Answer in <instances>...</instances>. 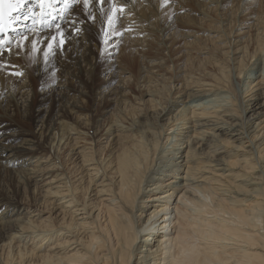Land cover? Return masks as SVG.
<instances>
[{
    "label": "bare ground",
    "instance_id": "bare-ground-1",
    "mask_svg": "<svg viewBox=\"0 0 264 264\" xmlns=\"http://www.w3.org/2000/svg\"><path fill=\"white\" fill-rule=\"evenodd\" d=\"M17 3L19 8L10 11L9 4ZM154 3L153 0H90L85 7L84 0H70V5L74 6L68 11L63 0H27L26 3L5 0L3 18L14 34L0 37V178L2 169L15 171L18 182L13 180V198L0 190V210L4 209L0 215V251L5 248L8 251L3 260L0 255V264H12L15 255L16 264H264V41L258 42L249 53L248 62L245 58L240 63L237 79L243 84V97L238 98L231 77L219 69L220 75L211 73L212 81H202L210 82L209 90L201 95L183 92L185 98L155 132L149 130L146 123L134 119L127 127L132 136L125 137L126 144L113 155L115 181L109 191L110 199L98 200L93 207L96 216L89 210L86 212L88 216L93 215L91 224L78 222L73 215L70 222L62 224V229L38 224L31 219L35 211L25 209L18 200L22 186L27 189L34 183V193L40 191L35 179L39 170L29 168L32 166L22 159L46 156L45 144L40 142L42 137L50 146L56 141V135L51 141L46 138V119L52 115V108L49 105L47 111L44 110L51 100L49 91L54 87L51 82L54 73L75 59L76 47L79 50L88 47L84 56L90 62L94 55L93 43L102 45L120 25L122 11L118 12V7L133 8L138 12L135 22L145 27L152 19L160 17L157 7L160 12L165 0H157L155 8ZM57 25L63 31L65 42L76 46L68 56L62 49L54 48L55 54H50L45 63L44 52L48 50L50 38L59 31ZM236 25L234 22L233 27ZM29 29L31 34L27 39L17 38L26 35ZM101 36L103 39L97 40ZM7 48H11V54L6 53ZM95 60L90 84L83 83L89 99L87 105L70 108L71 111L77 109V121L82 116L87 121L71 126L69 116L64 115L58 148L69 140L71 133L81 134L82 126L88 132L94 129L96 118L88 114L94 95L93 76L99 65L96 55ZM5 67L7 69H3ZM8 73L24 76L21 80L9 77L11 82L7 87L5 76ZM38 87L42 91L43 108L40 116L33 118ZM161 108L153 114L156 122L166 111ZM13 112L21 116L20 121L27 130L8 133L12 129L9 127L16 124L11 116ZM122 121H115L114 128L123 131ZM31 123L39 128L38 133L33 131ZM149 136L152 140H148ZM161 139L166 142L160 143ZM15 166L17 170L9 169ZM103 168L105 170L106 165ZM92 181L90 177L84 201ZM70 192L68 203L72 205L78 200L75 190L69 189ZM45 193L51 194L50 191ZM97 194L100 196L101 192ZM88 208L90 205L84 202L82 210ZM9 209L16 215H10ZM52 229L60 231V235L74 237L76 247L67 254L65 251L39 256L41 246L25 249L18 246L17 254H13L15 239L30 233L33 243L37 240L42 245L53 239Z\"/></svg>",
    "mask_w": 264,
    "mask_h": 264
},
{
    "label": "rangeland",
    "instance_id": "rangeland-1",
    "mask_svg": "<svg viewBox=\"0 0 264 264\" xmlns=\"http://www.w3.org/2000/svg\"><path fill=\"white\" fill-rule=\"evenodd\" d=\"M153 1H155L153 5L155 8L158 6L157 0ZM63 2L67 3L65 0ZM73 6L68 0L67 10L70 11ZM162 7L160 12H158L160 8L157 7L160 17L152 19L145 27L135 22L134 16L138 12L133 8L129 9L124 6L121 12L118 7V12H121V17L119 15L120 25L114 29L113 35L109 36L110 39L105 40L107 43L105 41L102 45L93 43L94 55L90 57V62L84 56L88 47H83L80 50L76 47L78 54H74L75 59L73 58L74 60L65 63V65L62 64L64 67L61 65V71L54 73L51 81L54 87L49 91L51 100L44 110L47 111L49 105L52 108V115L46 119V138L49 137L51 141L56 135V141L54 146H50V142L43 141L44 137H42L40 142L45 144L46 156L41 159L29 160L28 157L22 159L27 165L32 166H28L29 168L39 170L35 179L38 180L37 189L40 191L34 193L33 185L35 184L32 183L27 189L22 186L18 196V200L22 201L25 209L32 208V211H35L31 219L36 223H46L57 227V229H62L64 228L62 224L70 222L72 215L78 222L82 220L88 224L93 222V215L88 216L86 212L89 210V213L96 216L93 207L98 204V200L110 199L111 192L109 191L114 188L115 181L112 174L115 161L113 155L119 151L122 145L126 144L125 137L132 136V132H129L127 127L131 126L134 119L146 123L147 128L155 132L159 126L165 124L167 117L185 98L183 97L184 93L195 92L201 95L202 92L209 90L211 87H207V85H211L208 84L210 82L202 81H212L211 73L220 75L219 69L231 77L238 98L243 97V84L237 79L238 70L242 60L246 58L245 60L248 62L249 53L253 51L257 43L264 41V20L262 19V17L264 18V0H165ZM36 8L35 5L34 10ZM193 8L200 10L201 13L195 12ZM92 18L91 22L96 28L95 18ZM193 19L196 22L190 23ZM234 22L237 24L235 27H233ZM122 25L127 29H122ZM49 28L51 27L49 26ZM75 32L74 36L78 34ZM13 34L11 31L10 35ZM29 34H31L30 29L27 30L26 35H18L17 38L23 39L22 36L26 37ZM57 38L60 39L59 36ZM102 39L103 36L97 40ZM73 44L75 43H64L62 52L65 56L69 55V51L74 50L76 44ZM7 50L6 53H12L11 48H7ZM246 52L248 55H245ZM95 55L99 58V65L98 71L93 76L94 95L92 104H90L91 111L88 114L90 117L94 115L96 118L94 129L88 132L82 126L81 134L71 133L69 140L63 141L58 148L57 141L59 134L61 135L62 122L65 121L62 118L64 115L69 116L68 123L71 126L72 123L81 125L82 122L87 121L85 116L77 121L75 118L78 115L75 114L77 109L71 111L70 108L75 105H87L86 101L89 99L83 83L90 84L91 82L90 72L96 63ZM125 58L126 60H124ZM6 67L3 69L8 68ZM23 76L24 74L12 75V73H8L5 76L7 87L11 82L9 77L21 80ZM171 77H173L172 80ZM191 82H195V84H191ZM38 91L36 102L33 105V118L40 116L39 111L43 108L40 102L41 88ZM82 97H85L84 101H81ZM155 105L158 106L157 110ZM161 107L166 109L162 116H166L162 120V116H160L156 122L153 119V114L160 111ZM169 109L170 111H168ZM44 115L41 119L44 118ZM11 116L16 124L15 127H9L12 129L8 133L28 129L20 121L21 116L16 112L11 113ZM121 120H124L122 121L123 131L114 128V125H117L115 121L120 122ZM31 125L33 131L38 133L39 128L32 123ZM112 127L110 133L113 134L110 135L107 132ZM96 132L101 136L97 137ZM148 138V140H152L151 136ZM161 142L164 144L166 141L161 139ZM51 157L52 162L50 163ZM105 165L106 169L104 170ZM9 169L17 170L18 168L15 166L14 168L9 167ZM49 169L54 171L50 172ZM1 175L0 190L13 198V180L17 183L18 176L15 171L7 172L4 169H2ZM181 175L184 176V173ZM89 176L93 181L84 201L85 190L89 186ZM67 188L75 190L78 202L72 205L68 203L71 199V192L68 193L69 189ZM49 191L51 194L45 193ZM99 191L101 192L100 196L97 194ZM63 197L66 198L62 199ZM84 202L90 205V209L82 210ZM73 212L76 213L72 214ZM3 213L4 209L0 210V215ZM9 214L16 215L12 209H9ZM50 233L53 239L43 242L42 245H39L37 240L33 243L30 233H25L23 237L15 239L13 254H17L18 246L24 247V249L33 248V245L36 248L41 246V252H38L39 256L46 253L63 254L65 251L67 254L76 247L75 238L71 235H60L62 233L56 229L50 230ZM69 239L70 242H67ZM65 242L67 243L64 246ZM78 249L79 247L76 250ZM7 253L6 248L0 251L2 260ZM14 260L12 264L17 263V255Z\"/></svg>",
    "mask_w": 264,
    "mask_h": 264
},
{
    "label": "snow or ice",
    "instance_id": "snow-or-ice-1",
    "mask_svg": "<svg viewBox=\"0 0 264 264\" xmlns=\"http://www.w3.org/2000/svg\"><path fill=\"white\" fill-rule=\"evenodd\" d=\"M23 2H27V0H23ZM90 2V0H84V4H85V7H87L88 3ZM5 3V0H0V32H3V29H4V25H3V12H2V6L3 4ZM20 4L17 3L15 5L13 4H9V9L10 11H15L19 8ZM120 11H123V9L121 8ZM57 29L59 30L58 31V34L57 35H53L51 38H50V42L48 43L47 45V51L44 52V58H45V63H47V60H48V57L50 54L54 55L55 52L53 51L54 48H60L62 49L63 48V45L65 43V40H64V34H63V31L60 30V26L57 25ZM76 31L78 32L79 29H76ZM57 36L60 37L59 39V43L57 44ZM23 39H27V37H23ZM105 43H107V41H105ZM33 50L36 51V44L33 43ZM12 75H22V73H12Z\"/></svg>",
    "mask_w": 264,
    "mask_h": 264
}]
</instances>
